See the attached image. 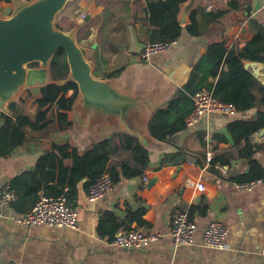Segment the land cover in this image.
Instances as JSON below:
<instances>
[{
	"label": "crops",
	"instance_id": "obj_1",
	"mask_svg": "<svg viewBox=\"0 0 264 264\" xmlns=\"http://www.w3.org/2000/svg\"><path fill=\"white\" fill-rule=\"evenodd\" d=\"M147 3L148 0H73L60 20L63 17L71 23L65 28L70 31L81 22V14L89 16V22L78 31V39L91 50L89 60L94 61L95 75L104 79L120 70L111 77L113 80L137 92L153 94L164 108L189 83L193 69L210 45L223 43L227 49H243L253 39L255 27L264 26V0H188L180 7L178 21L186 28L196 12L199 34L192 36L184 30L171 51L145 60L143 50L152 43ZM231 3L238 9H232ZM3 8L9 15L13 5ZM219 11L226 14L218 22H210L206 14ZM215 84L216 80L209 76L202 90L211 91ZM256 84L252 93L259 103L264 84L257 79ZM40 89L25 88L14 101V109L5 113L27 114L34 119ZM193 109V103L185 105L181 113L186 115L185 120ZM54 113L43 130L23 128L25 145L7 156L0 155V264H264V129L241 136L232 127L235 122H255L259 117L257 108L234 115L207 114L166 141L148 137L144 146L150 161L146 168L137 164L125 148L123 137L131 135L128 132L108 130L99 135L101 131L93 133L79 126L73 110L60 111L68 114L70 126L60 123L57 108ZM177 116L174 113L159 123L170 124ZM144 130L148 135L147 126ZM106 139H112L107 171L119 178L114 188L96 202L88 201L89 190L84 188V182L80 183L70 202L78 211L77 230L26 226L13 220L33 205L18 201L3 204L1 194L7 184H15L20 192L27 185L24 175L34 172L41 157L52 152L54 145L70 144L84 154ZM190 158H195L196 163L189 164ZM123 163L143 169L142 175L124 177L120 168ZM257 176L262 177V182L253 190L237 188L240 181ZM153 179L157 180L148 186ZM192 183H202L205 189L200 191ZM43 194L44 190L39 193ZM141 210L145 212L139 216L143 225L130 221L129 215ZM181 212L189 215L197 231L192 245L175 248L170 230L174 216ZM215 221L229 228L226 249L204 243L205 230ZM136 227L161 237L137 250L116 247V237Z\"/></svg>",
	"mask_w": 264,
	"mask_h": 264
},
{
	"label": "trees",
	"instance_id": "obj_2",
	"mask_svg": "<svg viewBox=\"0 0 264 264\" xmlns=\"http://www.w3.org/2000/svg\"><path fill=\"white\" fill-rule=\"evenodd\" d=\"M187 1L148 0L146 11L151 28L150 37L152 42L177 41L182 37L184 30L192 36L199 34L200 29L196 12L192 14L191 23L186 28L178 21L180 7ZM0 3L5 8L12 6V0H0ZM230 7L238 9L235 3H231ZM225 14L226 11H219L217 13H207L206 16L210 22L216 23ZM255 29L256 33L253 39L243 49H227L223 43H215L208 47L206 53L193 69L189 83L178 92L177 96L165 108L159 110L153 117L151 131L154 137L160 141H166L186 128V115L181 114L182 110L185 105L193 103V97L198 91L205 89V82L209 76L216 80V84L211 90L216 98L235 105L238 112H246L253 108L258 109L259 117L255 122H235L232 125V127L237 128L241 136L251 135L264 129V88L261 89L263 99L257 103V98L252 93L257 85L256 79L245 69V61L264 63V26L258 25ZM119 71L106 77L111 78ZM69 72L66 54L63 50H59L50 66L53 83L42 87L40 89L41 97L36 99L38 106L36 117L33 119L27 114H18L17 116L2 114L0 128L1 156H7L15 148L26 144L27 138L23 128L29 127L37 131L48 127L55 116V108L58 110L57 117L60 123L71 125L68 122V114L60 113V111H72L79 94V87L75 82L62 84L68 78ZM9 107L12 111L15 107L14 102ZM174 113L178 114L174 122L166 125L159 123V121L173 116ZM116 136L119 137V134H116ZM123 139L125 148L132 153L137 164L146 168L150 161L148 150L133 136L124 135ZM111 144L112 139L99 141L93 146L92 150L84 154L70 144L54 145L52 152L41 157L36 170L24 175L27 185L22 187L20 192L15 184H11L17 193L18 203L23 202L25 204V202H28V204L34 206L40 199L39 193L42 190H44L42 196H65L70 203L71 199L76 197L80 183L84 182V188L89 190L100 176L108 172ZM120 168L124 177H138L143 172V169L138 170L124 163L120 165ZM110 175L114 181L119 178L117 175ZM261 178L257 176V178L240 181L239 183ZM66 188L69 191L65 192ZM20 193L23 195L21 196ZM28 211L30 210L28 209L26 212ZM144 214V210H141L130 214L128 218H130V221H138L140 225H143L140 217Z\"/></svg>",
	"mask_w": 264,
	"mask_h": 264
},
{
	"label": "water",
	"instance_id": "obj_3",
	"mask_svg": "<svg viewBox=\"0 0 264 264\" xmlns=\"http://www.w3.org/2000/svg\"><path fill=\"white\" fill-rule=\"evenodd\" d=\"M72 1L12 0L13 9L9 15H5L0 3V126L2 114L11 112L10 104L18 100L25 88H42L53 83L50 66L56 53L63 50L70 72L62 84L75 82L79 87L73 107L79 126L93 133L101 131L99 135L122 129L142 146L148 137L161 142L151 131L153 117L164 108L159 106L157 98L137 92L130 85L121 86L112 78L95 75L94 61L89 60L91 50L82 46L78 39L79 29L90 17L70 31L57 25ZM245 69L264 84L262 63H247ZM146 126L148 135H144Z\"/></svg>",
	"mask_w": 264,
	"mask_h": 264
},
{
	"label": "built area",
	"instance_id": "obj_4",
	"mask_svg": "<svg viewBox=\"0 0 264 264\" xmlns=\"http://www.w3.org/2000/svg\"><path fill=\"white\" fill-rule=\"evenodd\" d=\"M120 1V0H111ZM229 1V0H226ZM86 18L85 14L80 15V20ZM177 41H157L149 43L143 50V58L149 60L152 56L160 55L172 50ZM194 109L186 120L187 127L198 123L207 114H225L234 115L237 113L235 105L225 103L216 98L212 91L201 90L193 97ZM257 138V136H254ZM212 154L209 155L211 159ZM189 164H195V158L188 159ZM148 179L145 178V181ZM262 179L238 183L237 188L240 190H253ZM198 190L203 191L205 186L202 183L194 184ZM114 180L108 172L100 176L90 187L87 199L90 202H96L104 198L113 188ZM18 199L17 193L11 184H7L1 194V201L8 205L15 203ZM3 214L0 213V219ZM16 223L26 226L45 225L49 227L78 229V211L70 205L65 196L46 197L41 196L36 204L26 214L13 219ZM197 225L190 220L189 215L185 212L178 213L174 216L170 230V236L175 248L181 246H190L194 243ZM229 228L222 222H212L205 230L204 243L214 249H226L228 247ZM160 234H152L143 228H131L120 233L114 243L116 247L126 250H137L148 246L157 241Z\"/></svg>",
	"mask_w": 264,
	"mask_h": 264
},
{
	"label": "rangeland",
	"instance_id": "obj_5",
	"mask_svg": "<svg viewBox=\"0 0 264 264\" xmlns=\"http://www.w3.org/2000/svg\"><path fill=\"white\" fill-rule=\"evenodd\" d=\"M59 27H61L62 29H68L71 26L70 22H67V20L65 18L62 17L61 20H59V23L57 24ZM90 30V28H88ZM86 30L85 33L87 34L89 30Z\"/></svg>",
	"mask_w": 264,
	"mask_h": 264
}]
</instances>
